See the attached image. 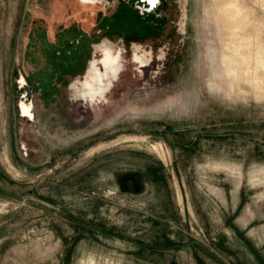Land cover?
Returning a JSON list of instances; mask_svg holds the SVG:
<instances>
[{"label":"rangeland","instance_id":"1","mask_svg":"<svg viewBox=\"0 0 264 264\" xmlns=\"http://www.w3.org/2000/svg\"><path fill=\"white\" fill-rule=\"evenodd\" d=\"M95 1L0 0V264H264V0L237 76L222 0ZM105 46L124 72L87 104Z\"/></svg>","mask_w":264,"mask_h":264},{"label":"flooded vegetation","instance_id":"2","mask_svg":"<svg viewBox=\"0 0 264 264\" xmlns=\"http://www.w3.org/2000/svg\"><path fill=\"white\" fill-rule=\"evenodd\" d=\"M79 1L87 6L96 3L95 0ZM162 1L163 0H138L137 2H142L145 8L154 10L159 4H161ZM102 52L103 57L100 61L101 66L98 67V60H92L90 62L82 85L83 88L80 91V95L83 97L82 100L87 101V104L91 102L98 103L105 100L109 91H112L111 87L115 86V81L118 79V82L124 72L123 68L125 65L121 62L122 57L120 54L116 55L113 52V49L109 46H105ZM134 59L135 62L140 64H144L146 62L145 56H140L137 51H135ZM22 87L24 88V86ZM128 178L129 177L123 178L122 180L124 188L126 187L125 180Z\"/></svg>","mask_w":264,"mask_h":264},{"label":"bare ground","instance_id":"3","mask_svg":"<svg viewBox=\"0 0 264 264\" xmlns=\"http://www.w3.org/2000/svg\"><path fill=\"white\" fill-rule=\"evenodd\" d=\"M238 1L239 0H222V5L219 9V14L221 16V19H223L222 21L223 23H225L224 25L225 26L227 25L228 27L227 32H229V36L232 37L231 42H233L230 44L226 43L225 54L223 56V62H224V65L227 66L228 74L229 75L234 74L235 76H237V71H238L235 64H237V62L239 61V58L240 60L241 58H244V62L242 64H245L246 55H247L245 53V51H247L246 39L241 35V33L244 34V31H245L241 29V26L243 24V19L245 16H242L243 7L240 5V3H238ZM238 37H242V38L239 39ZM259 77H260L259 75L256 76L257 81L260 80ZM21 84L24 86L26 85L24 78L21 79ZM21 111L24 116H29L30 118H33L32 104H27L25 102H22Z\"/></svg>","mask_w":264,"mask_h":264},{"label":"trees","instance_id":"4","mask_svg":"<svg viewBox=\"0 0 264 264\" xmlns=\"http://www.w3.org/2000/svg\"><path fill=\"white\" fill-rule=\"evenodd\" d=\"M122 3H120L119 7H118V10L116 11V14L113 15V17H107L105 18V22H104V25L103 28L104 29H110L111 26H113L114 24H116V29L119 28V26H117L118 24L117 23H114L113 20L114 18H118L121 14L120 10H121V5ZM128 15V20H126L127 22H129L130 26L134 27L135 31L138 32V34H143L145 35V37L148 35L150 36L151 35V27L146 24L145 22H143L141 19L142 17L139 15V13H137L136 11H134L133 9H130V10H127V14ZM141 23H143L141 25ZM141 32V33H139ZM83 37H86L87 36H83ZM71 45L75 46V45H78L77 42L73 41L71 43Z\"/></svg>","mask_w":264,"mask_h":264},{"label":"water","instance_id":"5","mask_svg":"<svg viewBox=\"0 0 264 264\" xmlns=\"http://www.w3.org/2000/svg\"><path fill=\"white\" fill-rule=\"evenodd\" d=\"M24 89L27 93L26 96H27L28 100H31L32 93L29 90V86L25 85ZM125 183H126V187H125L126 191L130 192V193L140 192V190L142 188L140 181H138L135 177H129L128 179L125 180Z\"/></svg>","mask_w":264,"mask_h":264},{"label":"crops","instance_id":"6","mask_svg":"<svg viewBox=\"0 0 264 264\" xmlns=\"http://www.w3.org/2000/svg\"><path fill=\"white\" fill-rule=\"evenodd\" d=\"M127 177H130V176H127ZM127 177H125V178H127ZM131 177H132V176H131ZM184 200H185V199H184V196H182V202H183V205H184ZM255 212H256V213H255L256 216H258V215H262V213H261L259 210H256ZM246 224H247V225H246L243 229H246V230H247V229H248V225L250 224V222H249V223H246Z\"/></svg>","mask_w":264,"mask_h":264}]
</instances>
